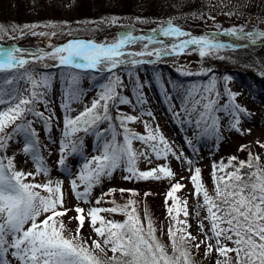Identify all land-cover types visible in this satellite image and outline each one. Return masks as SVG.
<instances>
[{"label":"snow or ice","instance_id":"snow-or-ice-1","mask_svg":"<svg viewBox=\"0 0 264 264\" xmlns=\"http://www.w3.org/2000/svg\"><path fill=\"white\" fill-rule=\"evenodd\" d=\"M110 23L116 24L117 18L113 17ZM40 25H25L24 29L33 30ZM56 28L57 25H46ZM16 30V29H13ZM23 34V29H19ZM4 26L0 25V32H4ZM159 36L175 38L176 41L170 45L165 44ZM33 35L44 36L46 33ZM226 35L238 36L240 39L255 43L264 40V31L245 32L243 27L232 28L225 32ZM56 35V32L50 33ZM185 39H181L184 38ZM143 43L142 50L128 51V46ZM160 45L151 48L149 45ZM195 46L201 57L209 56L214 52L229 47L224 43L216 42L208 35L192 36L191 33L181 30L171 20L162 24L159 29L153 30L152 35L134 36L130 31L120 34L111 43H96L95 41L72 40L61 46H54L49 52L37 50L29 52L31 59L25 58L24 52L17 47L0 48V73L18 72L19 79L30 85L25 89L28 95H24L18 88L11 91L5 89V85H12L17 80L16 76L0 77V150L6 148L7 141L13 135L23 133L25 146L23 152L30 156L36 168L35 173H25L16 170L14 158L0 156V264H11L8 259L10 255L19 264H194L190 245L199 249L201 244L206 246V255L215 250L219 257L216 264H264V168L259 166L260 157L252 156L248 161H240L235 167L232 162L237 158L232 157L228 165L221 162L213 165L215 195H210L201 181V170L196 168L191 176L195 188V195L203 199V207L207 219L211 225L209 236L205 233V239L195 243L188 228L191 225L187 221V201H181L176 193L182 189L180 183L172 185L166 194L168 200L173 204L168 206V215L174 222L168 228V236L172 253L169 254L166 246L156 237V228L147 215L141 220L135 199H130L125 205H117L115 200L111 208L92 207L87 212L82 207H75L78 224L75 234L65 235V225L62 217L67 216L72 209L64 207V198L61 181L49 180L44 184L26 182L28 177L48 174L44 157L40 149L39 134L32 127L33 120L28 116L35 117L41 121L44 127L51 132V124L54 119L51 110L48 115L36 108L38 103L47 106L45 98L51 87V76L40 75L39 78L26 70V65L44 60L55 61L53 67H62L82 71H95L97 73L111 74L108 83L102 84L98 97L94 99L90 107L76 116H71V103L79 99L81 95L78 84L79 72H69L66 77L65 100L62 107L65 110L62 140L60 141V158L58 164L63 167L68 154L81 152L83 140L77 139L79 132L91 133L98 141L97 155L86 159L82 164L75 179L71 180V187L76 198L89 203L92 189L96 187L103 177H110L112 173L124 165L129 175L124 179L136 180H161L173 179L175 174L172 170L162 165L148 171H139L137 161L140 156L150 159L148 150L155 154L157 159L167 158L169 154L175 155L162 133L152 129L145 122L148 134L138 135L127 127L128 123L135 122L138 118L121 114L120 127L124 130L123 142L117 140L115 125L111 123L110 104H127L130 101L121 97L118 88L123 85L120 76L116 75V69L131 65L133 67L159 62L163 57L183 55ZM51 47V46H50ZM143 57H154V60H145ZM223 59V57H219ZM44 67H49L45 64ZM184 75H193L190 71H183ZM199 74H207L203 71ZM131 75V73H129ZM70 78V79H69ZM213 79L207 86L197 90L194 86L186 92V104L184 111L188 116L199 114L195 120L197 126L201 123L207 125L205 119L210 110L218 103V99H212L211 94L215 90ZM139 87H143L140 85ZM219 97V93H216ZM236 94L229 92L227 107L233 113L235 123L232 127L239 131L240 113L247 110L235 103ZM138 102L145 103L142 95H138ZM190 105V107H189ZM231 106V107H229ZM203 111H199L200 108ZM151 115V113H147ZM179 115V113H177ZM17 121H21L17 123ZM108 122V127L101 129L100 124ZM190 123L192 121H189ZM14 126V127H13ZM12 128V133L6 129ZM213 130L217 128V121L213 119ZM207 131V127L205 128ZM105 132L111 133L107 138ZM133 140H139L146 145V151L138 153L133 148ZM190 144L191 141H188ZM260 147H264L261 144ZM244 146H241L243 150ZM5 159L7 162L5 163ZM177 159H180L177 156ZM255 161V163H253ZM188 163H191L189 160ZM226 167L234 170L226 172ZM251 169L248 173H242L243 168ZM217 172L224 173L216 175ZM83 185V192L79 191ZM47 193L46 195L42 194ZM121 194L130 192L133 197L138 195L133 190L120 189ZM116 192L111 189L105 196H112ZM145 195H151L146 193ZM103 196L96 200L99 205ZM101 213H119L126 217L123 222L107 220ZM183 213L184 219H180ZM197 215L199 213L197 212ZM43 216V219H40ZM86 219L101 240H93L89 246L81 237V229ZM99 225V226H97ZM201 230L204 229L203 222L200 223ZM215 240V243L210 241ZM230 241L234 247H228L222 241ZM113 255L107 256L105 249ZM99 253V254H98ZM235 254L234 257L231 254ZM103 254V255H100Z\"/></svg>","mask_w":264,"mask_h":264},{"label":"rangeland","instance_id":"rangeland-1","mask_svg":"<svg viewBox=\"0 0 264 264\" xmlns=\"http://www.w3.org/2000/svg\"><path fill=\"white\" fill-rule=\"evenodd\" d=\"M144 0H133L132 6L135 8V12L127 17L117 19V23H120V28H117V33L121 34L126 28H131L140 31L134 36L140 35H152L153 30L159 29L162 24L171 20L175 24L182 23L186 28L188 33L192 36H204L208 35L210 38L214 39L216 42L224 43L229 45L219 52H214L209 56L201 57L197 62L188 63L187 60H182L179 56H169L163 57L158 64L165 62L166 64L170 61V65L165 66V64L157 65L156 63H145L140 64L135 67L124 66L123 70L126 71L127 76L116 73L120 76L122 81L126 77L132 79L130 82L133 86V91L131 92L130 86L125 80V84L119 87V94L121 97L127 98L130 103L121 104L117 103L113 105L116 115H128L135 116L138 119L135 122L128 123L127 127L131 129L133 133L138 135H147L148 130L145 128V122L151 125L152 129L159 128V132L163 134L168 144L170 145L172 151L175 155L169 154L167 158L157 159L154 153L148 150V156L150 159H146L144 156H140L137 161V168L139 171H148L157 168L162 165L168 166L172 172L175 174L173 179H161V180H136V179H124L125 176L129 175L125 170L124 165L116 169L110 177L105 176L102 178L101 182L92 189L91 196L89 197V203H85L82 200L76 198L75 192L71 187V180L75 179L82 164L86 159H91L92 156L97 155V145L98 141L94 135L91 133L85 134L84 132H79L77 134V139L83 140V147L81 152L77 154H68L65 160V165L61 167L58 164L60 158V141L62 140L63 131V121L65 110L62 104L65 100V88L67 84L65 82L67 74L73 72L69 68L53 67L51 65L55 64V61L44 60L42 62H34L26 65V70L31 72L34 76L39 78L40 75H50L51 76V87L48 89L47 94L44 99L48 101L47 106L43 103H38L36 108L39 111L45 112L48 115V110L50 109L53 114V121L51 124V132H49L43 125L41 121L35 117L28 116V119L33 120L32 127L35 128L36 132L39 134L40 149L45 160L46 168L48 169V174H40L33 177H28L26 182L44 184L49 180L51 181H61L64 207L67 209H72L68 212L64 221L65 228L69 227L70 230H75L77 228V220L72 219L76 217L75 207L79 206L85 209L87 212L92 207L100 208H110L109 198L111 196H105L111 189H115L116 192L114 196L119 194L120 189L133 190L138 195L135 197H130V199H135L137 201L136 208L144 209L146 200L148 202H154L152 197H157V202L160 201L161 205H165L166 194L175 183H180L183 187L176 193H184L187 198V211L189 213L187 217L188 223L191 225L188 231L191 232L193 236H196L195 243L205 239V233L209 236L212 235L210 232V223L205 217L207 216L206 210L201 207L203 204V199L195 195V188L191 181V176L194 174L196 168L201 170V181L205 188L208 190L210 195H215L214 187V168L213 165H219L221 162L224 165H228L230 158L239 157L238 163L242 161V151L247 149V152L253 154L256 153L257 144H264V102L262 101L261 95L256 93H251L249 90L242 88L240 85L236 84L229 78H225L223 81L219 80V75L212 71L211 65L206 61L213 64V58H219L225 56L226 53L233 55L239 46L242 44H247L248 46L257 44L259 40L252 43L249 40L240 39L238 36L226 35L225 32L232 28L243 27L245 32H255L264 31V9L258 15L243 9L246 5L247 0H192L194 2V7L188 5L187 11L182 12L183 3L189 0H168L171 7L175 8V15L172 17L160 15L148 14L142 15L143 10L139 9ZM43 3L47 11V19H41L36 2L27 0L22 5V9L16 8L13 4L8 5L5 3V14L3 15L0 11V25L4 26L5 31L0 32V45L3 46L5 42L19 43L20 49L26 50L24 52L25 58L31 59L28 55L29 52H35L37 50H43L49 52L51 50L42 49L44 45H52L50 40L40 42L37 39L38 35L31 34L32 31L36 33L44 32L50 27L47 24H55L51 19L53 17V8L56 7L61 13V18L64 20L68 15L73 14L76 11V6L78 0H44L40 1ZM17 10H23V21H18ZM181 11V12H180ZM57 22V27L65 24L66 22ZM68 29L62 33V39L64 41L56 43L54 46H61L66 44L68 39H79V40H89L87 37H82L81 30H89L88 24H84L81 21L72 19L68 21ZM40 25L33 30L24 29L25 25ZM104 26H110L107 22L101 23ZM113 26V25H112ZM67 27V26H66ZM16 29V30H13ZM19 29H23V34ZM80 29V30H78ZM146 29L145 32L141 30ZM76 31V34H74ZM159 39L164 40L165 44L170 45L171 43L178 42L174 39H165L163 36H159ZM44 38H49V35L42 36ZM55 38V37H54ZM181 38V39H185ZM27 40L24 42V40ZM29 40H33L32 46L38 45L40 47H30ZM96 43H106L105 41H97ZM107 42V43H111ZM7 43V44H10ZM39 43V44H38ZM143 43L147 41L136 43L134 45L128 46L131 51L142 50ZM44 44V45H43ZM160 45H149L150 49L159 47ZM195 48V46H193ZM232 52V53H231ZM177 57V58H176ZM145 60H154V57H143ZM230 59V58H229ZM47 64L49 67H44ZM172 64V65H171ZM174 67L175 70L170 72L169 70ZM25 69H21L15 72L14 76L17 80L13 82L12 85H5V89L11 91L12 88H18L24 95H28L25 89L29 88L30 85L24 80H20L19 76L23 73ZM183 71H190L196 73L189 75L194 77L192 81L187 80L182 83ZM206 71L207 74H199ZM131 73V75H129ZM12 77L10 73H0V77L3 76ZM85 75V74H84ZM177 75V76H176ZM89 77L84 78L80 75L78 89L81 93L78 100L71 103V116H76L80 112L84 111L85 107H90L94 99L98 97L102 84L108 83V79L111 74H108L104 80L100 81V84H95L92 87V79L97 76V74H89ZM177 78V80H176ZM70 79V78H69ZM215 80V90L211 94L212 99H218V103L214 105L213 109L210 110L209 115L205 117L207 125L201 123L197 126L195 123L196 119H199V114L194 113L191 117L188 116L184 107L186 104V92L192 89L194 86L197 90L202 91L203 86H207L212 80ZM106 82V83H104ZM142 85L143 87H139ZM229 92L236 94L235 103L239 104L242 108L246 109V113H240L238 115L239 119V131L232 127L235 123L233 113L229 111L227 107L229 101ZM219 93V97L216 96ZM138 95H142L145 103L138 102ZM109 105V106H110ZM7 105H0V108H5ZM190 107V105H189ZM231 107V106H229ZM110 111V110H109ZM199 111H203L201 107ZM151 113L148 115L147 113ZM179 113V115H177ZM112 116V114H110ZM213 119L217 121V128L213 130L212 123ZM189 121H192L191 123ZM21 121H17L20 123ZM115 125L117 140L121 143L123 142L124 130L119 136L120 127L116 122L111 121ZM120 125V122H119ZM14 127V126H13ZM101 129L108 127V122H104L99 125ZM207 127V131L205 128ZM13 129H6L7 133H12ZM107 138H111V133L105 132L104 134ZM188 141H191L189 144ZM25 146L24 134H16L12 136V139L7 141L6 148L0 150V156L6 158H14V164L17 166V170L23 171L25 173H35L36 168L32 158L23 152ZM133 148L138 152H145L146 145L139 140H133ZM177 156L180 159H177ZM191 163H188V161ZM237 161V159L235 160ZM232 164L237 167V164ZM7 160L5 159V163ZM230 167H226V172H231ZM219 172L216 173L218 175ZM224 174V173H223ZM83 185L80 186L79 191L83 192ZM146 193H151V195H145ZM42 194L46 195L42 191ZM103 196L102 202L97 205L96 200ZM141 197V198H137ZM112 200H115L112 197ZM110 200V201H112ZM142 201V204H139ZM172 201V200H171ZM183 201H186L183 200ZM116 202V201H115ZM173 202V201H172ZM111 203V202H110ZM126 204V203H125ZM124 204V205H125ZM197 212L199 215H197ZM151 213L154 216L155 211L151 209ZM141 220H145L146 210L138 211ZM107 220H114L118 222H123L126 217L119 213H101ZM156 215V214H155ZM152 216V218H153ZM159 217V216H156ZM44 217L41 216L40 219ZM203 222L204 229L201 230L199 227L200 223ZM99 226V225H97ZM84 227L87 229L90 241L101 240L100 237L96 235L90 226V222L86 219ZM68 229V228H67ZM68 231L70 232V230ZM167 230V228H166ZM156 234V233H155ZM163 234H156L158 239L167 247L170 245L169 236L164 237ZM102 242V240H101ZM228 247H234L230 241H222ZM210 243H215V240L210 241ZM191 254L193 257L194 264H216L218 259H223L218 256L217 252L213 250L210 255H206V246L201 244L200 248H195L194 245H190ZM172 249V248H171ZM234 257V253L231 254ZM8 259L11 264H19L10 255ZM233 264L235 261L233 260Z\"/></svg>","mask_w":264,"mask_h":264},{"label":"trees","instance_id":"trees-1","mask_svg":"<svg viewBox=\"0 0 264 264\" xmlns=\"http://www.w3.org/2000/svg\"><path fill=\"white\" fill-rule=\"evenodd\" d=\"M26 1L27 0H0V11L2 12L3 15L5 14L4 12L6 8L5 3H7L8 5L13 4L16 8L22 9V5ZM31 1L36 2L41 19L46 20L48 17H47V11L45 9V6L43 5V3L41 4L39 3L40 1H44V0H31ZM167 1L168 0H144L142 6L139 9L143 10L142 15L154 14V15H160V16L162 15L169 16L173 18V16L175 15L176 9L169 6L170 4L167 3ZM132 3H133V0H78L76 11L73 14L68 15L67 18H65L64 20L61 18V15H62L61 11L59 12L57 8L54 7L53 8L54 13H53V17L51 20L55 24H57V22H61L62 20L63 22H66V23L58 26V28H50L46 30L45 33L46 35H49V38L43 39L41 35H38L37 39L39 40V43L44 42L46 40H50V42H52L51 47L50 45L47 46L43 44L44 46L42 49L44 50L52 49L54 44L64 41L61 36L63 32H65L66 30H69L68 21L72 19H76L77 21H81L84 24H88L89 30H87L86 32L85 30H81L82 37H87L89 40H92V41L94 40L105 41V42L113 41L114 39L118 38V36L120 35L119 33H117L116 29L120 28L119 26L121 25L120 23L112 24L110 23V20L113 17L120 19V18L127 17V15H130V14L132 15L135 12V8L132 6ZM188 5L191 7H194V2L192 0H189L183 3L181 5L183 6L181 7L182 8L181 11L182 12L187 11ZM243 9H246L247 11L252 12L255 15H258L261 13L259 11L264 9V0H247L246 5H244ZM160 11L163 12L162 15ZM17 13H18L17 14L18 21H23L22 20L23 10H20V11L17 10ZM104 21L109 23V25L112 24L113 26L110 25L108 27V26L102 25L101 23ZM178 25H180L181 27H183V29L186 30V28L182 25V23H179ZM123 28L124 27L120 29H123ZM129 31L132 34H137L140 32L135 29L126 28L125 31H123L121 34L125 32H129ZM141 31L145 32L146 29L141 30ZM52 32H56V35L54 36L50 35V33ZM73 32L74 34H76V31L73 30ZM167 38L168 37H165V39ZM168 39H174V38H168ZM25 41L27 40H24V42ZM28 41L30 43L29 45L30 47H33V48L40 47L34 44L32 46L31 41L33 40L28 39ZM180 56L181 57H178V58H182V60H187L188 63L197 62L200 58L198 50L194 47H191L188 50V52ZM222 57L223 59L213 58L212 59L214 60L213 64H211L209 61H206L209 65H211V67H213L211 68L212 71L210 70V73L212 74L215 72L217 75H219L218 78L220 81H223L225 78H229L232 81H234L236 84L240 85L242 88L249 90L251 93H256V94L261 95L262 101L264 102V40H259L257 44L250 45V46H248L247 44H242L241 46H239V48L236 49V51L233 52V55H229V53H226V55ZM160 64L162 65L165 64V66L167 67V65H170V61H168L167 64L165 62H162V63L160 62L158 64L157 62V67ZM127 66H130V65H127ZM118 70H119L118 71L119 74L121 75L125 74V76L128 75L126 74V71L123 70L122 67L118 68ZM173 70L175 69L172 66V68L169 71L172 72ZM81 75L84 78L86 77L90 78V76H88L89 74H85V75L81 74ZM107 77H109L108 73L99 74L96 77H94L93 84H100V81L106 79ZM181 79H182V83H184L187 80L192 81L194 77L183 74ZM125 80H127V83L131 85L128 77H126ZM125 80L123 81L124 84H125ZM109 110H110V114H112L113 122H116V124H118V126L120 127L119 119H117L119 115L115 114L113 105L109 106ZM122 130L123 129L120 127V131L118 133L119 136L122 135L121 134ZM260 145L261 144L259 145L257 144L255 154L251 152H247V149L240 150L243 153L242 161H248L250 158V153H251L252 156L260 157L259 166L261 168H264V147H260ZM238 160H239V157H237V161H235L234 164H237L239 166ZM253 163H255V161ZM16 167L17 166L15 165V168ZM229 170L233 171L234 168L230 167ZM250 171L251 169L247 167L241 170L242 173H248ZM218 175H223V173L219 172ZM117 193L118 192H116V194ZM114 195H112L109 198V204H107L110 208L114 206L112 203H110L111 202L110 200H112V197L115 199L117 205H124L125 203H127L126 201L130 197H132L130 192H124L123 194H121V192L119 191V194L117 196H114ZM177 197L181 201L185 199L187 201V198L185 197L183 192L178 193ZM137 198L139 199L141 197H137ZM152 199L155 201V203L148 202V200H146L145 208L138 209L137 211L146 210L147 215L151 217V220L156 228V234H160V235L163 234L165 235L164 237H167L168 228L172 224H174V222L171 221V218L168 215L167 209L169 205L173 204V202L171 200H168L167 204L161 205L160 201L157 202L156 196L152 197ZM139 202H140L139 204L143 203L142 201H139ZM151 209L155 211L154 216L151 213ZM156 216H159V217H156ZM65 218L66 216L62 217L61 219H65ZM180 219L182 220L184 219L183 213H181ZM64 221L65 220H63V222ZM67 228L69 229V227ZM67 228H65L66 229L65 235L75 234L76 229L75 230L69 229L70 230L69 232ZM80 234L83 240L89 246H91L92 243L90 241L86 227L83 226ZM166 248L169 254H171L172 249L169 246H167ZM105 251L107 252L108 257H111L113 255L110 251H108L107 248L105 249ZM100 255H103V254H100Z\"/></svg>","mask_w":264,"mask_h":264}]
</instances>
